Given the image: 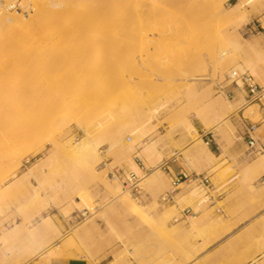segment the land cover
I'll return each instance as SVG.
<instances>
[{"label": "rangeland", "instance_id": "1", "mask_svg": "<svg viewBox=\"0 0 264 264\" xmlns=\"http://www.w3.org/2000/svg\"><path fill=\"white\" fill-rule=\"evenodd\" d=\"M113 1L83 0L81 14L89 15L95 7L106 14L96 22L97 31L67 43L90 41L101 43L102 49L99 45L88 48L89 54L86 51L73 62L74 70L60 68V74L51 80L59 81L60 97L65 100L60 115L61 143L65 145L71 138L81 140L88 133L101 157L87 169L80 160L70 161V152L63 146L56 152L47 136L40 143L27 139L15 145L23 149L21 163L0 176V189L8 187L0 192V264H65L77 256L116 251L127 254L136 252L144 237H167L168 232L176 231L153 228L154 222L244 219L264 206L251 182L237 171L231 151L238 141L247 140L244 121L261 125L255 130L256 138L264 133V0ZM71 2H65L61 11ZM15 4L24 8L22 0ZM34 14L35 10L23 13L27 18ZM161 18L166 21L157 23ZM47 38L38 42L46 43ZM237 39L252 46L235 47ZM119 62L126 68L124 74L117 70ZM239 63L261 86V98L252 99L246 88L226 80ZM93 71H97L96 76ZM225 114L226 123L211 128ZM135 126L139 127L136 138L130 132ZM199 128L213 136L222 150L214 160L218 164L206 171L214 187L206 188L199 179L182 183L173 201H163L162 196L172 188L163 162L196 146L198 158L210 157L202 148ZM166 138L175 152L165 155ZM253 155L249 148L243 157L249 160ZM188 160L199 173L197 162ZM131 162L137 164L139 172ZM155 169L160 170L159 175L153 174ZM116 170L135 172L139 188L123 184L112 175ZM236 184L243 203L235 202ZM117 189L134 199V207L116 200L113 192ZM177 191L181 193L176 195ZM261 221L260 251L264 249V218ZM17 224L15 234L11 230ZM41 226L45 228L40 230ZM43 244L47 248L38 252ZM60 247L71 253L48 256ZM246 248L250 246H243L244 253ZM228 259V254H222V264ZM255 264H264V253Z\"/></svg>", "mask_w": 264, "mask_h": 264}, {"label": "bare ground", "instance_id": "2", "mask_svg": "<svg viewBox=\"0 0 264 264\" xmlns=\"http://www.w3.org/2000/svg\"><path fill=\"white\" fill-rule=\"evenodd\" d=\"M3 1L5 0H0V176L5 169L10 170L12 167H18L21 163L19 154L23 149L14 148L17 143L27 139L42 141L46 136L49 137L48 141L56 148V152L63 146L64 150L70 152L68 154L70 161L80 160L84 163L83 165L87 166V169L91 168L95 163L97 164L101 156L96 147L92 145L88 133L81 140L73 141L71 138L65 145L61 143L63 139H60V115L64 112L65 100L60 97V89L57 87L60 85L59 81H56L59 83L57 85L51 80L53 76L60 74V68L70 67L67 71H70L71 68L74 70L73 62L82 57L86 51L90 52L88 48H94L96 44L93 45V42L90 41L69 44L67 42L68 40H76L83 34L97 31L96 22L106 14V11L101 10L102 8L100 11L99 7H95L91 14L83 15L80 11V8L85 6L83 0H71V5L67 9L64 8L63 11H61V6L68 0H22L23 9H18L15 4L19 0H7V3H3ZM111 1L114 2L113 0ZM165 3L166 1L163 2V4ZM119 5L121 4L119 3ZM241 7H244L242 3ZM29 10H35V14L27 18L23 13ZM200 11L202 10L200 9ZM65 14H69L67 18H64ZM163 21L166 20L161 18L157 23H162ZM170 26L164 27L168 29ZM44 37H48V42L39 43L38 41ZM240 40L233 41V45L235 47L252 46V43L246 42H244L245 45H242ZM108 42L110 43V41ZM115 59L117 60L116 57ZM118 64L121 63L119 62ZM104 66L106 65L104 64ZM119 66L117 65L116 68ZM121 66L122 69L119 67L117 70L119 69L124 74L123 70L126 68L124 69L123 63ZM101 67L103 68V66ZM244 68L243 64L239 63L236 68L229 71V74L233 71H243L245 70ZM86 69L89 70L88 68ZM104 69L105 67L102 70L104 71ZM79 70L77 69L76 71ZM76 71H74V74ZM66 73L70 74L73 72ZM92 73L95 74L94 71ZM254 74H256L255 71ZM76 75L78 74H75V77ZM229 104V107L233 106L232 103ZM125 107H122V109ZM226 121L227 115H222L211 128L224 124ZM130 128L127 129V132H129ZM138 128V126H135L130 129L131 135H134L135 138L139 131ZM121 142H123L122 139ZM127 146L132 147L133 144H127ZM11 148H14L12 154ZM194 148L197 152L198 146ZM26 150L28 151L29 149ZM206 152L210 157L214 156L210 150H206ZM131 163L133 169L139 172L137 164ZM253 163L256 167L264 165V154ZM78 165L81 168L80 162ZM159 171V169H155L153 174L159 175ZM7 189L8 187L3 190L0 189V192ZM118 189L113 192L115 198L117 197L116 200L118 199L117 201L123 206H133L134 199L128 193L121 195L118 192L121 188ZM261 189L263 193L264 186ZM18 227L17 224L11 232L15 233ZM44 228L45 226H41L40 230ZM21 231L25 232L26 227L21 229ZM30 235L35 236L34 233H30ZM46 248L47 245L43 244L37 251L42 252ZM70 253V249L60 247V249H53L48 256L58 254L67 256Z\"/></svg>", "mask_w": 264, "mask_h": 264}, {"label": "crops", "instance_id": "3", "mask_svg": "<svg viewBox=\"0 0 264 264\" xmlns=\"http://www.w3.org/2000/svg\"><path fill=\"white\" fill-rule=\"evenodd\" d=\"M259 127L261 125L257 128ZM197 130L202 141V148L210 150L214 156L198 158L196 149L189 147L185 154H179L178 157H174L169 161L168 169H165L171 178L181 172L198 173L189 163L188 159L191 158L201 167V171L198 173L201 175H206L209 168L218 164L214 160L222 152L219 143L213 136L204 133L203 128ZM160 132L163 137L165 132L162 130ZM259 139L264 141V133L259 136ZM164 143L166 144L163 148L165 155L175 152V147L167 138L164 139ZM248 149L247 140H240L232 147L231 151L236 160L237 171L241 170L242 177L251 182L261 205H264V192L262 193L261 189L264 186V165L256 167L253 163L263 153L253 152L255 155L248 160L243 157V154H248ZM245 163L244 172L243 165ZM236 177H239V175L237 174ZM180 193L181 191H177L176 195ZM235 194L236 204L243 203L244 197L239 198L238 184L235 186ZM212 204L215 205V203ZM187 212L192 213V210L187 209ZM217 212L219 213L221 210ZM263 218L264 206L244 219H197L192 222L186 219L158 221L154 222L155 226L153 228H159L165 230V232L176 231L168 232L167 237H144L143 243L137 244L136 252L129 251V253L124 254L116 251L98 253L93 256H77L69 258L65 264H222V254H228L229 259L226 264H255V259L264 253V249L260 251L258 248L259 225L262 223ZM262 243L264 244V241ZM244 245L250 246V248H246L245 253L243 251Z\"/></svg>", "mask_w": 264, "mask_h": 264}, {"label": "built area", "instance_id": "4", "mask_svg": "<svg viewBox=\"0 0 264 264\" xmlns=\"http://www.w3.org/2000/svg\"><path fill=\"white\" fill-rule=\"evenodd\" d=\"M226 80L231 84H234L236 87L246 88L249 96L252 99H259L263 96L261 94L262 93L261 86H259L253 79V76L247 73L246 71L244 72L233 71L231 74L227 75ZM239 81L241 82V84L238 83ZM222 89H224L223 85H222ZM227 96L228 97L231 96V93L228 92ZM256 128H257L256 125L244 121L245 130L243 135L246 136L247 144L253 152L264 153V141H261L259 138H256L254 136ZM138 161H139V165H142L141 168H144L145 166L144 164H142L140 158H138ZM168 163L169 161L163 162L162 167L168 169ZM112 175L117 177L119 180L123 182V184L129 186L131 189L137 190L139 188L138 176L133 171L126 173L124 170H116L114 173H112ZM171 179H172V188L169 191H167L164 196H162L163 201L172 200L175 191L182 182H191L199 179L206 188L214 187L212 185L210 178L207 175H201L198 173L189 174L187 172H181L177 176L172 177Z\"/></svg>", "mask_w": 264, "mask_h": 264}, {"label": "trees", "instance_id": "5", "mask_svg": "<svg viewBox=\"0 0 264 264\" xmlns=\"http://www.w3.org/2000/svg\"><path fill=\"white\" fill-rule=\"evenodd\" d=\"M212 150H214V148H212Z\"/></svg>", "mask_w": 264, "mask_h": 264}]
</instances>
